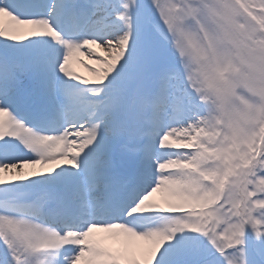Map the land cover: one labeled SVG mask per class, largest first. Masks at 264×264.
Here are the masks:
<instances>
[{
	"label": "snow or ice",
	"instance_id": "1",
	"mask_svg": "<svg viewBox=\"0 0 264 264\" xmlns=\"http://www.w3.org/2000/svg\"><path fill=\"white\" fill-rule=\"evenodd\" d=\"M0 264H264V0H0Z\"/></svg>",
	"mask_w": 264,
	"mask_h": 264
},
{
	"label": "rangeland",
	"instance_id": "2",
	"mask_svg": "<svg viewBox=\"0 0 264 264\" xmlns=\"http://www.w3.org/2000/svg\"><path fill=\"white\" fill-rule=\"evenodd\" d=\"M96 51L99 52L101 55H104V52L102 49L97 48ZM80 59H84L86 63H91V61L88 60L87 57H82ZM80 59H74L73 61L74 67L76 68V70L80 72L82 75L88 77L89 79H94L95 77L93 76V74L80 63ZM94 66H98V65H94Z\"/></svg>",
	"mask_w": 264,
	"mask_h": 264
}]
</instances>
